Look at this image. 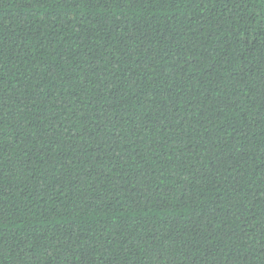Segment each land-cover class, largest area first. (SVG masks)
<instances>
[{
  "label": "trees",
  "instance_id": "obj_1",
  "mask_svg": "<svg viewBox=\"0 0 264 264\" xmlns=\"http://www.w3.org/2000/svg\"><path fill=\"white\" fill-rule=\"evenodd\" d=\"M0 264H264V0H0Z\"/></svg>",
  "mask_w": 264,
  "mask_h": 264
},
{
  "label": "snow or ice",
  "instance_id": "obj_2",
  "mask_svg": "<svg viewBox=\"0 0 264 264\" xmlns=\"http://www.w3.org/2000/svg\"><path fill=\"white\" fill-rule=\"evenodd\" d=\"M126 2H127V0H126Z\"/></svg>",
  "mask_w": 264,
  "mask_h": 264
}]
</instances>
